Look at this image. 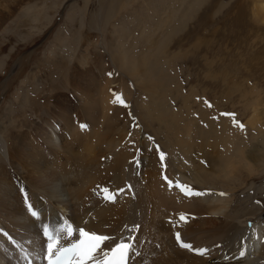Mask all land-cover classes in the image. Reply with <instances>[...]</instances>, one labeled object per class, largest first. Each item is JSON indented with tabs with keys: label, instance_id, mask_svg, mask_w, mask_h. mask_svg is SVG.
I'll use <instances>...</instances> for the list:
<instances>
[{
	"label": "bare ground",
	"instance_id": "obj_1",
	"mask_svg": "<svg viewBox=\"0 0 264 264\" xmlns=\"http://www.w3.org/2000/svg\"><path fill=\"white\" fill-rule=\"evenodd\" d=\"M135 30L143 32L146 26ZM98 87L104 90L98 93ZM133 89L142 90L145 99L163 85L73 83L66 90L92 119L87 127L62 119L68 117L62 112L66 104L48 100L30 123L23 118L22 129L11 138L0 129V229L15 243L0 232V264H17V248L40 254L46 240L41 227L62 224L64 216L75 222L71 226L110 237L86 264L103 260L118 241L129 238V264H264V220L250 216L261 204L256 189L237 199L233 190L224 189L232 181L233 189L244 184L243 170L252 172L257 163L264 164V150L255 143L263 134L255 102L243 129L235 117L221 114L208 122L221 125L220 133L209 138L194 117L173 115L169 127H176L164 136L143 118H134L128 104L117 99ZM111 119L121 124L120 131L112 130ZM134 119L136 127L129 131ZM33 132L39 140L31 138ZM161 172H167L171 184L160 178ZM183 186L202 194L188 195ZM105 188L115 191L114 198L95 195ZM25 201L31 202L35 216ZM241 205L248 212L237 216ZM177 232L192 249L181 246ZM196 248L207 252L202 255Z\"/></svg>",
	"mask_w": 264,
	"mask_h": 264
},
{
	"label": "rangeland",
	"instance_id": "obj_2",
	"mask_svg": "<svg viewBox=\"0 0 264 264\" xmlns=\"http://www.w3.org/2000/svg\"><path fill=\"white\" fill-rule=\"evenodd\" d=\"M143 25L145 31L135 30ZM144 71L163 89L145 99L142 90H127L123 101L134 118L165 136L176 127H169L173 115L192 116L215 138L221 125L210 120L234 113L245 125L255 102L263 133L255 143L264 150V0H0V129L9 138L48 100L66 104L62 119L87 127L92 119L66 88L82 81L145 86ZM113 113L114 106L107 116ZM109 123L120 131L116 119ZM31 138L39 140L36 132ZM258 165L243 170L244 184L224 189L236 199L256 189L261 204L250 216L262 221L264 164ZM240 208L237 216L247 214Z\"/></svg>",
	"mask_w": 264,
	"mask_h": 264
},
{
	"label": "snow or ice",
	"instance_id": "obj_3",
	"mask_svg": "<svg viewBox=\"0 0 264 264\" xmlns=\"http://www.w3.org/2000/svg\"><path fill=\"white\" fill-rule=\"evenodd\" d=\"M120 103H124L121 97H117ZM226 115H231L235 117L234 113H226ZM234 122L243 129L244 125L241 124L238 120H234ZM82 128L86 127V125L82 124ZM165 157V153L163 151L160 152V158L163 160ZM165 179L167 177L165 176ZM172 181L169 180V184ZM188 189V195H201L202 193H193L190 189V186H183ZM105 193H108L109 190L105 188L103 190ZM123 191V189H121ZM221 195H226V193H221ZM108 199L114 198L113 195H109ZM31 208V205H29ZM34 216L37 214L35 212L32 213ZM180 219L184 220V214H180ZM62 229H66L68 235H72L73 229L70 225L61 226ZM80 239L75 243L69 245L68 247H59L60 237L58 232L56 234H52L48 231L47 226H45V234L49 237V243L47 245V258L49 264H86V261L93 260L94 254L98 249L101 248V245L108 241L110 237L104 235H98L96 232H86L83 228L79 229ZM176 239L181 243V246L184 248L192 249V245L188 243H184L181 234L179 232L176 233ZM131 243H127L124 240H121L119 243L115 244V247L110 249V253L106 252L104 254V258L102 261H95V264H125V260L128 252L131 250ZM195 251L201 253L202 255L207 252V249L196 248ZM243 255V253H241ZM55 257V258H54Z\"/></svg>",
	"mask_w": 264,
	"mask_h": 264
}]
</instances>
